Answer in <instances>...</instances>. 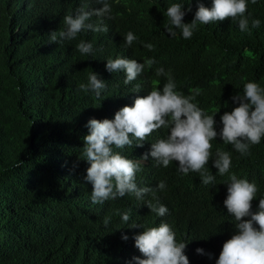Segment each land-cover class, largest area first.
I'll use <instances>...</instances> for the list:
<instances>
[{
  "label": "trees",
  "instance_id": "16d2710c",
  "mask_svg": "<svg viewBox=\"0 0 264 264\" xmlns=\"http://www.w3.org/2000/svg\"><path fill=\"white\" fill-rule=\"evenodd\" d=\"M178 1L188 5V0H108L113 16L108 32H81L74 40L50 43L49 33L64 28V16L84 6L81 0H0V264H135L133 258L140 256L135 244L122 237L132 229L142 232L131 226L146 224L151 212L138 209L127 194L106 201L103 211L93 209L86 192L92 185L84 179L90 164L79 159L88 121L114 119L131 88L124 84L123 72L106 70L108 58L129 54L142 63L154 58L156 63L146 66L140 78L143 88L167 82L155 75L163 67L179 82L186 72L214 100L234 107L239 105L232 97L242 93L245 83L264 87V0H248L249 31L242 32L237 21L213 23L199 25L190 39L179 30L172 38L164 27V13ZM253 19L260 20L258 28H252ZM192 20L184 17L185 23ZM129 31L137 37L131 47L124 44ZM86 39L93 53L81 55L76 45ZM147 43L153 51L144 47ZM93 71L106 85L99 97L78 90ZM168 133L161 128L155 138ZM151 143L147 139L143 147L114 151L140 154ZM215 149L230 148L216 141ZM230 151L229 173L209 184L218 185L220 195L213 192L217 197L203 200L196 219H228L220 199L233 173L264 191V137L250 147L251 155ZM193 180L181 175L175 185L181 188ZM209 186L203 185L205 190ZM123 211L129 213L127 223ZM178 222L181 228L184 219Z\"/></svg>",
  "mask_w": 264,
  "mask_h": 264
},
{
  "label": "clouds",
  "instance_id": "9594fccd",
  "mask_svg": "<svg viewBox=\"0 0 264 264\" xmlns=\"http://www.w3.org/2000/svg\"><path fill=\"white\" fill-rule=\"evenodd\" d=\"M84 6L76 13L63 18L64 28L49 33L50 43L74 40L79 33L96 35L108 32L109 20L113 17L108 0H81ZM171 4L164 25L172 38L179 30L184 39H190L199 25L238 22L239 29L249 31V19L245 15L248 0H188ZM256 4L257 0H251ZM193 18L190 23L184 17ZM252 28L260 26L259 19L251 21ZM59 38V40H58ZM137 37L129 31L124 44L131 47ZM87 40V39H86ZM89 41V40H87ZM149 51L154 45H144ZM81 55L93 53L92 43L80 40L76 45ZM108 58L106 70L123 72L124 84L131 88L114 119H91L80 160L90 164L85 181L88 203L95 210H105L106 201L131 196L138 209L151 212L142 232L133 229L122 238L134 243L141 253L133 258L135 264H264V191L255 182L229 177L227 188L222 190V208L227 220L211 215L196 219L203 200L217 197L221 176L229 173L232 164L231 151L251 155L250 147L264 137V87L247 82L242 93L232 99L239 105L214 100L185 74L179 82L163 67L155 70L157 77H165L162 87L145 89L140 78L145 67L152 68L155 59H141L129 54H115ZM106 87L96 72L88 74L87 84L81 83L78 90L92 91L97 97ZM224 108V109H223ZM223 109V110H222ZM168 129V135L155 138V131ZM152 143L140 154L122 155L114 149L143 147ZM134 140L136 143L134 144ZM216 141L227 144L230 149H215ZM23 162V161H22ZM19 166V165H17ZM181 175L194 178L181 188L175 185ZM209 186V190L203 187ZM128 205H132L128 201ZM184 224L180 228L179 220ZM129 213L123 211L122 220L129 221ZM109 218L104 220L107 225ZM64 227V224L60 227Z\"/></svg>",
  "mask_w": 264,
  "mask_h": 264
}]
</instances>
